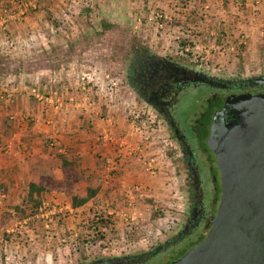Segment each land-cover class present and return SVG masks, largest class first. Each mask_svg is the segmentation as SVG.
I'll list each match as a JSON object with an SVG mask.
<instances>
[{"label": "rangeland", "instance_id": "obj_1", "mask_svg": "<svg viewBox=\"0 0 264 264\" xmlns=\"http://www.w3.org/2000/svg\"><path fill=\"white\" fill-rule=\"evenodd\" d=\"M39 2L14 0L11 12L2 9L0 88L6 100L23 103V121L50 106L64 120V132L86 121L81 128L96 145L103 141L93 125L102 123L106 139L99 147L108 152L97 148L94 163L102 175L94 183L104 189L72 209L71 198L84 197L93 179L29 201V181L12 186L3 174L9 185L0 186V264H72L159 247L185 222L186 190L167 129L125 79L129 56L144 48L221 80L263 76L264 2L251 12L255 3L249 0L238 8L224 3L223 9L220 0H58L44 18L30 7ZM204 95L187 96L189 114L199 111L197 100ZM5 151L0 162L8 165ZM197 242L193 237L184 246ZM170 248L148 264H166L162 254Z\"/></svg>", "mask_w": 264, "mask_h": 264}, {"label": "water", "instance_id": "obj_2", "mask_svg": "<svg viewBox=\"0 0 264 264\" xmlns=\"http://www.w3.org/2000/svg\"><path fill=\"white\" fill-rule=\"evenodd\" d=\"M251 80L264 86V75ZM193 134L211 175L209 227L193 248L171 251L168 264H264V93L228 95Z\"/></svg>", "mask_w": 264, "mask_h": 264}, {"label": "flooded vegetation", "instance_id": "obj_3", "mask_svg": "<svg viewBox=\"0 0 264 264\" xmlns=\"http://www.w3.org/2000/svg\"><path fill=\"white\" fill-rule=\"evenodd\" d=\"M125 79L133 95L159 118L173 142L183 173L187 216L181 230L172 239L152 250L120 257H98L72 264H148L160 260L161 252L171 246L167 253L162 254L168 264V256L174 249L184 247L189 250L199 244L209 227L213 191L208 163L195 143L194 125L206 109H220L228 95L264 93V86L254 85L251 79L229 81L212 78L144 48L135 50L129 56ZM200 91L205 95L197 100L199 111L189 114V108L184 107L186 98ZM193 237L198 240L196 245L185 247L184 244Z\"/></svg>", "mask_w": 264, "mask_h": 264}, {"label": "crops", "instance_id": "obj_4", "mask_svg": "<svg viewBox=\"0 0 264 264\" xmlns=\"http://www.w3.org/2000/svg\"><path fill=\"white\" fill-rule=\"evenodd\" d=\"M241 1L242 0H224V3L226 5L229 3L230 6L233 5L238 8V5L240 6L239 2ZM249 1L255 3L250 6L251 12H255V10L260 11L258 5L261 9L263 8L262 3L264 0ZM11 2H14V0H0V15L1 12H4L2 9H7L10 12L13 10V5H9ZM221 2L222 1L220 0L219 5H221V8L223 9L224 3ZM57 3L58 0H41L37 9L34 5H31L30 7L35 9V13L40 12L41 16L44 18L46 13L52 12L55 9L52 6L56 7ZM25 6L27 5L25 4ZM26 14L28 15L29 13L27 12ZM252 14L254 15L256 13ZM31 18L32 17H29L28 21H31ZM2 25L3 21L0 20V26ZM11 25L12 23H10V28L8 29L13 30L14 28ZM33 28L34 26L30 27V29ZM242 43L246 44L243 41ZM15 90L17 92L20 91V89H16V87L13 88L12 91ZM4 91V89L0 88V157H2L1 151L6 150L4 152V158L9 159V164L5 165L0 162V186L9 185L6 180H2L1 177H3V174H7L8 178H10L9 181L14 182L12 186L25 183L22 180V178H24V180L29 181L27 185L34 184L40 186L45 189V192L51 191L50 193L53 192V189H56L57 191H62L63 189H65L64 191H69V187H82L83 183L81 182L84 180L93 179L92 181L94 183L98 180V177H101L102 173L100 172L99 167H96L94 162L98 156L99 149L97 148H100L99 144H102L106 139L102 123L96 121L95 125H93L94 130L100 131L98 135L102 136L103 141L96 145V138H93V136L85 131L87 128H81L86 127V121L82 119L81 121H77L76 124L72 123L77 128L72 131H69V128H67L66 130L68 131L64 132L65 130H60L61 126H63L64 120L57 117L55 108L51 109L50 106L44 105V108L42 106L40 113L35 114L32 112L29 114V116L32 117L29 119L30 121H23V118L25 117H20L22 114L19 113V107L22 106L23 103L18 104L16 102L18 104L16 106L12 100H6L4 98L5 95L2 93ZM13 97H15V95H13ZM43 104L45 103H40V107ZM25 109L27 110L28 107ZM6 117L8 118V127L4 124ZM54 120L57 121L54 122ZM49 142L53 143L52 147L47 146ZM101 150L107 153L108 147L105 149L102 148ZM61 159H64L67 162H73L74 164L73 166L64 169L61 165ZM81 161L84 162V164H81ZM102 180H104V178H102ZM103 184H106V182L103 181ZM93 186L94 187L91 188L96 191V194L85 205L95 198H99L101 190L104 189V185H102L101 188L98 187V184ZM85 187L87 186L85 185ZM75 196L76 195L73 197ZM78 196L83 197L81 195Z\"/></svg>", "mask_w": 264, "mask_h": 264}, {"label": "trees", "instance_id": "obj_5", "mask_svg": "<svg viewBox=\"0 0 264 264\" xmlns=\"http://www.w3.org/2000/svg\"><path fill=\"white\" fill-rule=\"evenodd\" d=\"M29 10L31 11L30 8H29ZM0 66H2L1 59H0ZM0 73H1V69H0ZM73 164H74L73 162H67L64 159H61V165H62V168H64V169L73 166ZM42 192H45L44 188H42L40 186H36L34 184H28L27 198L29 201H31L33 199V196H38ZM95 194H96L95 190L86 189V194L84 197H72L71 198V208L77 209V208L82 207L89 200H91L95 196ZM34 203L38 205V202H35V200H34ZM100 222H102V221H100Z\"/></svg>", "mask_w": 264, "mask_h": 264}, {"label": "built area", "instance_id": "obj_6", "mask_svg": "<svg viewBox=\"0 0 264 264\" xmlns=\"http://www.w3.org/2000/svg\"><path fill=\"white\" fill-rule=\"evenodd\" d=\"M33 92H35V91H33ZM37 97H38V95L36 94V98ZM44 102H48L49 103L51 101H49V99H45ZM50 146L52 147L53 143H50ZM105 164H106V169L107 170H112L113 169L114 163H113L112 160H110V159L105 160Z\"/></svg>", "mask_w": 264, "mask_h": 264}]
</instances>
